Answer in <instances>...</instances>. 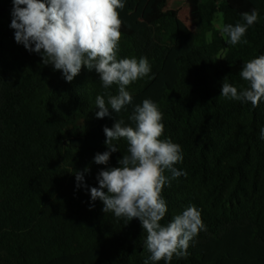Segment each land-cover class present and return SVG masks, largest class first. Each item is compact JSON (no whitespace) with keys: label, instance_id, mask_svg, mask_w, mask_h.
<instances>
[{"label":"trees","instance_id":"trees-1","mask_svg":"<svg viewBox=\"0 0 264 264\" xmlns=\"http://www.w3.org/2000/svg\"><path fill=\"white\" fill-rule=\"evenodd\" d=\"M188 2L202 36L167 8L168 0H137L129 19L118 9L117 58L146 57L151 71L128 86L130 105L100 119L97 95L107 103L118 86L104 88L86 66L67 82L43 65L40 53L14 38L13 0H0V264H145L151 254L139 219L106 214L90 196L98 173L118 167L128 149L124 139L114 141L120 151L109 164H96L95 155L107 150L104 127L119 118L135 127L129 116L144 99L158 106L161 139L180 145L183 160L174 167L187 173L165 184L161 223L194 205L205 225L187 258L174 256L170 264H264V99L253 108L220 97L226 76L242 91L244 64L264 55V0ZM252 9L258 21L241 43H227L218 15L234 25ZM86 167L88 187L78 188L74 173Z\"/></svg>","mask_w":264,"mask_h":264},{"label":"clouds","instance_id":"clouds-1","mask_svg":"<svg viewBox=\"0 0 264 264\" xmlns=\"http://www.w3.org/2000/svg\"><path fill=\"white\" fill-rule=\"evenodd\" d=\"M124 7V0H13L10 27L15 30L17 43L30 52L40 53L41 63L62 71L67 82L86 66L99 73L104 88L117 85L118 94L109 95L107 103L102 95L95 99L96 117L102 119L112 112L119 114L130 105L133 97L128 86L151 71L146 57L117 58L122 26L118 9ZM241 16L243 22L219 26L221 35L230 45L242 42L248 28L258 21L259 11L252 9ZM240 76L247 86L238 91L226 76L220 97L250 102L253 108L258 107L264 99V55L247 61ZM162 119L156 103L144 99L142 104L135 105L129 116L135 127L126 125L120 118L112 127H104L107 150L95 155L96 164H109L112 153L120 151L114 141L124 139L128 149L119 159L118 167L98 173L99 186L90 188V196L93 202L99 199L103 203L102 211L106 214L114 213L128 222L138 218L147 234L145 244L151 254L148 260L170 264L174 256L187 258L189 242L205 225L194 205L166 225L161 223L168 211L161 195L165 184L171 186L172 180L187 175L174 167L183 160L180 145L161 139ZM260 136L264 139V128ZM165 170L170 176L164 174ZM89 171L86 167L74 173L78 188L88 187L84 173Z\"/></svg>","mask_w":264,"mask_h":264},{"label":"rangeland","instance_id":"rangeland-1","mask_svg":"<svg viewBox=\"0 0 264 264\" xmlns=\"http://www.w3.org/2000/svg\"><path fill=\"white\" fill-rule=\"evenodd\" d=\"M125 7L121 10L124 11L126 18H131L135 8L137 7V0H124ZM168 9H173L177 12L178 17L184 21L198 36L204 34L200 22L195 21L190 15V5L188 0H168ZM222 24V15L219 14L216 20V25L219 27Z\"/></svg>","mask_w":264,"mask_h":264}]
</instances>
